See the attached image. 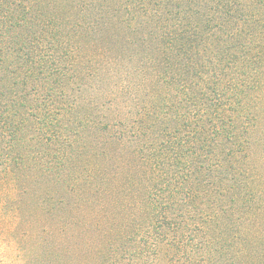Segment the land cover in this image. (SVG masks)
Returning <instances> with one entry per match:
<instances>
[{
  "label": "rangeland",
  "instance_id": "rangeland-1",
  "mask_svg": "<svg viewBox=\"0 0 264 264\" xmlns=\"http://www.w3.org/2000/svg\"><path fill=\"white\" fill-rule=\"evenodd\" d=\"M69 1L41 0L34 27H44L53 56L58 52L56 60L51 54L46 58L51 78L10 87L17 75L11 66L1 79L0 264H264V0H232L231 21L204 27L200 73L184 67L168 73L170 88L189 84L197 91L191 94H200L188 105L193 114L204 112L203 90L231 102L239 92L244 103L246 117L238 122L249 143L237 167L243 168L252 197L244 195L238 204L231 198L220 204L224 211L210 198L185 206L177 192L154 187L149 175L134 169L131 144L138 125L109 91H117L113 83L125 81V71L147 58L141 40L128 30L138 0H102L110 9L122 8L102 40L106 50L113 49L117 75L103 92L90 88L95 80L87 74L86 89L69 96ZM190 1L187 8L186 0H171L163 21L178 23L177 8H187L191 23L216 9L215 0ZM126 5L134 9L127 19ZM156 9L148 8L150 20L159 15ZM89 19L76 12L77 22ZM114 26V34L108 33ZM16 37H11L14 48L9 39L5 44L11 50L19 49ZM90 40L97 42L94 36ZM161 60L171 67L170 59ZM107 179L118 185L106 187ZM161 187L174 196L168 195L172 214L157 217L148 214L151 206L143 196H162Z\"/></svg>",
  "mask_w": 264,
  "mask_h": 264
},
{
  "label": "trees",
  "instance_id": "trees-1",
  "mask_svg": "<svg viewBox=\"0 0 264 264\" xmlns=\"http://www.w3.org/2000/svg\"><path fill=\"white\" fill-rule=\"evenodd\" d=\"M71 1L73 0L69 1L67 35L69 96L70 92L73 93L77 89L80 91L86 89L84 80L87 79V74L95 80L90 88L107 92L109 88L107 85L112 83L109 79H115L118 69H114L112 66L114 62L111 63L110 60L113 49L106 50L102 40L106 31L115 24L122 8L110 9L102 0H82L76 4H71ZM138 1L139 9L127 22H133L134 26L131 27V24L128 30L137 36V40H141L138 46L147 54V58L143 60V66L138 65L131 71H125L127 74L125 81L120 84L113 83L117 91H109L124 104V108L130 110L128 111L130 120L138 125L133 131L134 139L131 144L135 156L134 169L149 175L154 187L160 184L171 194L177 192L176 195L185 206L199 201V204H204L210 199H215L216 207L224 211L220 204L229 202L231 198L235 204L240 203L244 195L251 198V188L249 189L247 181L244 180V170L237 167L239 158H243L240 155L245 153L249 143V138L245 135L248 131L243 133L241 123L238 122H242L246 117L243 111L244 103L238 97L239 92L234 94L231 102L224 100V95L214 100L204 90L199 91L205 96L200 103L204 112L201 114L198 110L193 114L188 105L194 97L200 98V94L195 92V95L191 94L192 90L196 89L188 87L189 84L170 88L172 82H168V73L172 70V73L182 67L195 72L199 70V39L205 34L204 27L212 22L214 25H224L231 21L233 15L232 9L229 8H233L234 2L215 0L216 9L210 12L211 17L208 13H199L197 19L191 23V15L187 11L191 1L186 0L188 6L186 9L177 8L173 12L179 20L178 23L174 21L171 27L168 21H163L164 15L169 12V6L172 5L171 0ZM83 5L85 9L79 12L77 7L83 8ZM155 6L159 15L150 20L148 8ZM160 8L163 11L160 12ZM41 9H43L41 0H0V91L3 88L1 79L11 66H15L17 75L14 74L16 78L10 83V87L20 80L34 84L39 79L49 80V76L51 78L52 69L46 58L51 54L56 60L58 52L53 56L55 51L47 37L49 33H45L43 26L38 28L39 31H34L37 20L41 18L39 15ZM126 10L127 19L134 9L129 11V5H126ZM76 12L90 16V23L77 22ZM118 22L124 23L121 19H118ZM115 30L114 26L108 33L114 34ZM124 30L126 29L121 28L122 33ZM39 32L41 36L38 35ZM12 36L19 38L17 50H11L14 48ZM91 36L96 37L97 42L90 40ZM7 39L11 42V49L5 45ZM15 52L20 54L18 59L13 58ZM83 56L86 57L85 72L81 61ZM161 58L170 59L171 67ZM148 86L151 88L150 92ZM226 106L231 108L228 113L225 109L219 111ZM245 170L247 172L248 168ZM105 185L115 186L118 183L107 179ZM177 186V190H171ZM162 193V196H157L148 192V195L143 196L148 206H151L148 208V214L152 213L157 217L172 214L168 202V195L171 194L163 190ZM114 197L111 195V198Z\"/></svg>",
  "mask_w": 264,
  "mask_h": 264
}]
</instances>
